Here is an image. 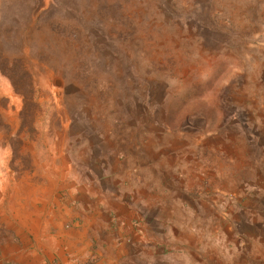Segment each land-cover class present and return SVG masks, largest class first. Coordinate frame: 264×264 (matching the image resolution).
<instances>
[{
	"label": "rangeland",
	"instance_id": "1",
	"mask_svg": "<svg viewBox=\"0 0 264 264\" xmlns=\"http://www.w3.org/2000/svg\"><path fill=\"white\" fill-rule=\"evenodd\" d=\"M106 195L205 253L264 234V0H0V261Z\"/></svg>",
	"mask_w": 264,
	"mask_h": 264
},
{
	"label": "crops",
	"instance_id": "2",
	"mask_svg": "<svg viewBox=\"0 0 264 264\" xmlns=\"http://www.w3.org/2000/svg\"><path fill=\"white\" fill-rule=\"evenodd\" d=\"M102 199L103 207L87 203L74 212L63 204L57 214L39 208L21 215L17 233L22 238L12 254H1L0 263L264 264L263 233L214 243L205 253L197 232L190 235V246L183 245L184 235H163L157 226L136 223L130 202Z\"/></svg>",
	"mask_w": 264,
	"mask_h": 264
}]
</instances>
